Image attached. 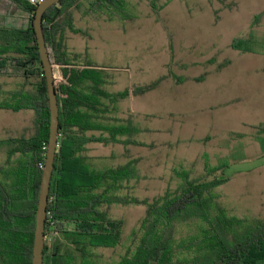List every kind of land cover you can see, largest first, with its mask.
Here are the masks:
<instances>
[{
  "label": "rangeland",
  "instance_id": "374dc122",
  "mask_svg": "<svg viewBox=\"0 0 264 264\" xmlns=\"http://www.w3.org/2000/svg\"><path fill=\"white\" fill-rule=\"evenodd\" d=\"M125 1L127 17H93L84 14V4L73 9V25L85 33L65 31L68 52L95 64L110 92L165 77L143 94L104 101L108 123L131 122L137 128L132 138L139 144L87 143L84 152L92 168L136 160L137 179L122 181L115 192L151 199L178 187L179 173L193 177L204 173L206 163L219 165L217 175L227 181L212 190L211 215L220 205L229 216L264 218V135L257 139L256 128L264 123V0H167L165 6L166 0H156L163 6L158 13L148 0ZM7 5L0 2V14L6 13ZM238 37L250 50L231 47ZM53 72L56 82L60 66L53 64ZM170 73L184 80L176 82ZM201 74L203 79L196 81ZM34 81L0 75V103L15 102L10 90H31ZM32 117V110L0 108V141L17 136L24 125L31 132ZM5 158L0 146V163ZM145 208L101 206L109 217L122 221V236L115 247L93 250L98 264H116L126 253ZM197 228L198 222L182 223L177 237L185 239Z\"/></svg>",
  "mask_w": 264,
  "mask_h": 264
},
{
  "label": "trees",
  "instance_id": "16d2710c",
  "mask_svg": "<svg viewBox=\"0 0 264 264\" xmlns=\"http://www.w3.org/2000/svg\"><path fill=\"white\" fill-rule=\"evenodd\" d=\"M6 2L0 14V75L34 78L31 90H12L13 103L0 108L33 112L31 132L24 127L17 136L0 141L6 153L0 163V264H31L37 198L49 133L46 85L41 68L33 17L37 3L29 0ZM156 12L163 8L148 0ZM167 4V0L165 1ZM85 5L84 14L128 16L125 0H60L42 16V27L50 60L60 66L61 77L54 82L59 106L58 146L50 179L42 264H98L93 250L115 247L122 236V221L108 216L102 205L143 204L145 213L132 230L130 245L116 264H264V218H239L227 215L217 206L211 215L214 187L227 181L217 175L221 166L204 164V173L191 177L179 173L181 182L151 199L119 195L122 181L137 179L131 160L103 170L92 168L85 145L139 144L132 134L137 128L108 123L109 107L131 95L152 90L165 76L150 83L128 86L110 92L100 69L87 57L68 52L65 31L83 32L73 25V9ZM15 10L21 13L14 16ZM12 16V18H10ZM22 17V18H21ZM255 16L254 21H258ZM245 39L231 41L242 51ZM81 60V61H80ZM76 61V62H75ZM80 61V62H79ZM226 61L220 67L228 64ZM176 82L184 79L170 73ZM201 74L196 81H201ZM257 139L264 135V123L256 126ZM87 131H100L99 134ZM125 136V138H121ZM16 155V158L13 157ZM18 155V156H17ZM198 222L197 231L185 239L177 237L182 223ZM70 225V227H67ZM99 264H102L101 262Z\"/></svg>",
  "mask_w": 264,
  "mask_h": 264
},
{
  "label": "water",
  "instance_id": "95a60500",
  "mask_svg": "<svg viewBox=\"0 0 264 264\" xmlns=\"http://www.w3.org/2000/svg\"><path fill=\"white\" fill-rule=\"evenodd\" d=\"M59 1L60 0L39 1L35 7L33 17V29L36 36L39 57L41 60V68L43 71V76L46 85L47 103L49 110V133L37 198L31 264H42L45 236L44 230L46 220V206L48 203V192L50 186V179L54 167L55 152L57 151L58 146L57 132L59 126V106L54 86L53 64L51 63L50 56L45 45V38L42 27V16L44 11L49 6L56 4Z\"/></svg>",
  "mask_w": 264,
  "mask_h": 264
},
{
  "label": "built area",
  "instance_id": "2783aa9c",
  "mask_svg": "<svg viewBox=\"0 0 264 264\" xmlns=\"http://www.w3.org/2000/svg\"><path fill=\"white\" fill-rule=\"evenodd\" d=\"M30 2H32V3H38L39 1H41V0H29ZM58 135V134H57ZM43 148H46V146H44ZM50 240L51 239V235H49V234H46L45 236H44V240Z\"/></svg>",
  "mask_w": 264,
  "mask_h": 264
},
{
  "label": "crops",
  "instance_id": "0c3cea01",
  "mask_svg": "<svg viewBox=\"0 0 264 264\" xmlns=\"http://www.w3.org/2000/svg\"><path fill=\"white\" fill-rule=\"evenodd\" d=\"M10 91H12V90H10ZM23 92H25V91H23ZM27 110H30V109H24V110H22V111H27ZM18 111H21V110H18ZM33 118V117H32ZM24 127H26L25 125H24Z\"/></svg>",
  "mask_w": 264,
  "mask_h": 264
}]
</instances>
